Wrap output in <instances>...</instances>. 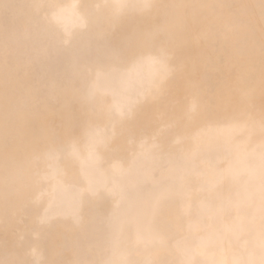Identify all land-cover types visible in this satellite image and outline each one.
Returning <instances> with one entry per match:
<instances>
[{"label":"bare ground","instance_id":"bare-ground-1","mask_svg":"<svg viewBox=\"0 0 264 264\" xmlns=\"http://www.w3.org/2000/svg\"><path fill=\"white\" fill-rule=\"evenodd\" d=\"M0 264H264V0H0Z\"/></svg>","mask_w":264,"mask_h":264}]
</instances>
